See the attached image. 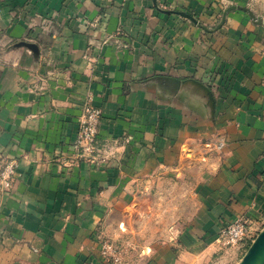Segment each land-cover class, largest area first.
Wrapping results in <instances>:
<instances>
[{
  "label": "crops",
  "instance_id": "1",
  "mask_svg": "<svg viewBox=\"0 0 264 264\" xmlns=\"http://www.w3.org/2000/svg\"><path fill=\"white\" fill-rule=\"evenodd\" d=\"M10 160L0 264H108L105 240L127 264H204L225 223L263 228L264 0H0Z\"/></svg>",
  "mask_w": 264,
  "mask_h": 264
},
{
  "label": "built area",
  "instance_id": "2",
  "mask_svg": "<svg viewBox=\"0 0 264 264\" xmlns=\"http://www.w3.org/2000/svg\"><path fill=\"white\" fill-rule=\"evenodd\" d=\"M100 117V109L92 104V98L89 96L79 119V132L76 141L83 157L94 159V154L98 152L96 140ZM15 171V161L10 160L4 163L0 171V185L4 190H10ZM256 228V222L250 218L237 217L221 227L215 239V244L222 250L238 246L246 239L252 242L254 239L251 235L257 230ZM129 252L128 246H120L107 240L103 241L100 246V256L108 264H127Z\"/></svg>",
  "mask_w": 264,
  "mask_h": 264
},
{
  "label": "rangeland",
  "instance_id": "3",
  "mask_svg": "<svg viewBox=\"0 0 264 264\" xmlns=\"http://www.w3.org/2000/svg\"><path fill=\"white\" fill-rule=\"evenodd\" d=\"M253 9L259 12L261 9L258 6L257 2L252 5ZM264 227V226H263ZM257 230L254 231L252 234V239H254L257 234L262 230V227L256 228ZM251 239V238H250ZM250 240L246 239L241 242L238 246L222 249L220 250L217 245L215 244V255L214 257H210V260L204 264H237L245 252L247 251V247L250 245ZM129 251L132 250L130 246H128Z\"/></svg>",
  "mask_w": 264,
  "mask_h": 264
},
{
  "label": "water",
  "instance_id": "4",
  "mask_svg": "<svg viewBox=\"0 0 264 264\" xmlns=\"http://www.w3.org/2000/svg\"><path fill=\"white\" fill-rule=\"evenodd\" d=\"M230 9L242 10L248 13L254 21H258L254 14L246 7H232ZM226 12L224 15H226ZM237 264H264V227L251 242L247 251Z\"/></svg>",
  "mask_w": 264,
  "mask_h": 264
},
{
  "label": "trees",
  "instance_id": "5",
  "mask_svg": "<svg viewBox=\"0 0 264 264\" xmlns=\"http://www.w3.org/2000/svg\"><path fill=\"white\" fill-rule=\"evenodd\" d=\"M248 247H249V246H248ZM248 247H247V248H248Z\"/></svg>",
  "mask_w": 264,
  "mask_h": 264
}]
</instances>
